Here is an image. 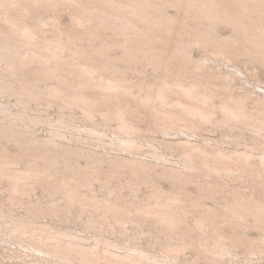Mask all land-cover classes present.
Wrapping results in <instances>:
<instances>
[{"label":"bare ground","instance_id":"1","mask_svg":"<svg viewBox=\"0 0 264 264\" xmlns=\"http://www.w3.org/2000/svg\"><path fill=\"white\" fill-rule=\"evenodd\" d=\"M167 5L177 8L176 18L167 16ZM58 6L76 13L72 37L58 31L49 39L34 16L49 7L59 12ZM2 20L0 96L15 95L18 106L0 101V229L9 230L5 242L19 245L3 246L7 259L220 264L234 262L240 250L250 263L254 256L264 258V192L258 197L239 185L250 182L264 191V95L225 94L217 107L214 98L224 93L218 89L229 88L235 72L204 76L214 58L209 47L221 58L264 68V0H0ZM219 24L232 27V34L220 38ZM112 45L123 50L124 60L107 55ZM194 46L205 53L192 65ZM144 58L154 59L143 63ZM174 61L191 72L180 69L173 77ZM149 65L151 77L145 75ZM129 69H140V79L134 81ZM32 100L57 105L59 117L31 113ZM40 122L49 126L44 137L35 132ZM207 125L221 129L237 147H226L223 138H190ZM30 128L35 130L26 136ZM145 131L186 134L159 142L179 152L182 163L166 164L154 143L150 156H137ZM8 142L17 143L16 152ZM241 143L246 147L238 148ZM160 179L171 188L164 190ZM187 184H194L196 193ZM39 186L49 196L45 202L34 199ZM4 193L12 203L26 205L30 215L4 208ZM216 195L226 203L207 209L202 199ZM44 215L75 216L100 233L81 235L53 218L40 221ZM252 227L260 232L256 238L246 234ZM107 231L119 232L118 239ZM141 238L159 248H145ZM189 249L194 258L182 260Z\"/></svg>","mask_w":264,"mask_h":264},{"label":"rangeland","instance_id":"2","mask_svg":"<svg viewBox=\"0 0 264 264\" xmlns=\"http://www.w3.org/2000/svg\"><path fill=\"white\" fill-rule=\"evenodd\" d=\"M61 7L62 6H58L59 12L56 11V13H53L55 11L49 10V8H52V7H49V8H47V10L45 8V11H41V12L39 11L38 12L39 14L36 13V16H34V20H35L34 23L37 24L40 22L39 27H42V29L44 28L43 30H45L44 31L45 33L44 32L43 33L45 34V36L48 35L49 39H51L50 37L53 38V36L55 38L56 33H58V31H63V36H64V33H66V36L69 35L70 37H72V35L69 34V32H70L69 30H71V28L74 26L73 25V17L76 16V13H75V11L73 13L71 10H68V9L64 10L63 7H62V10H60ZM164 8L166 10V14L168 17L176 18L177 14H178V10L175 6L167 5ZM43 10H44V8H43ZM49 11H51V12H49ZM75 18L76 17H74V19ZM2 21L0 23L2 25H5L6 21H3V22ZM36 24H34V25L37 26ZM54 29H56L57 31L56 30L54 31ZM58 29H60V30H58ZM232 32H233L232 27L225 25V24H219L216 27V33L218 34V36H220V38H223V39L229 37L232 34ZM44 34H42V35H44ZM66 36H64V37H66ZM69 36H68V38H69ZM207 52L214 58L207 61V64H209L210 67L208 69H206L207 73L204 76H206V77H208V76H213V77L217 76L218 77L219 76L221 78H223V77L226 78L228 76H232L233 72H235V76H232V77H234L233 80H230L231 86L229 88L221 87L220 85H218L221 87V89L219 90L218 89L219 87L216 86L219 92H221V93L224 92L222 95H220L221 98H220V96H218L216 99L214 98V104L217 107H219L223 103V100L225 98V94H227V95L239 94L242 97H245V96L253 97V96H257V95H264V68L262 66L260 67V65H258V67H257V65L254 66L253 64H250V63L237 62L235 60H228L225 58H221L222 56H219L218 54H216L215 52L212 51V47H209ZM106 53L110 58L117 60V61H119V60L122 61V60H124V57H126V54L118 46H113V45L109 46L106 50ZM204 53H205V51L203 50L202 47L194 46L193 53L190 56L191 61H192L191 64L195 65V64L201 63V61L203 60L202 57L204 56ZM149 59L144 58L143 63H145V62L147 63L148 60L153 61L154 58H149ZM168 60L169 59H167L166 62ZM139 61L137 63L138 67H141L139 65L142 64V67L140 68V69H142L143 63H141ZM179 64L177 63V61H174V64L173 63L169 64L170 65L169 67L171 68L170 69L171 74L173 72H175V73L178 72L176 74V76H178V74L180 73L179 71H181V70H184L183 72H185V73H186V71L191 72V70H187L190 68L186 69V68H184V66L182 64L181 65H179ZM35 65H37V64H35ZM181 67L184 69H182ZM152 68H153V66L151 67V65H149L148 71L147 72L145 71L146 72L145 75H147V76L150 75L149 77H151L152 73H154V71H153L154 69H152ZM124 70L127 71L128 68L127 69L124 68ZM139 70L136 71L134 69H131V70L129 69V71H128V73H132L133 76L135 75L134 81H135V79H136V81L140 79V78H137V77H140V74H141L140 73L141 71H139ZM189 72H187V74H190ZM175 73H174V75H175ZM229 73H231V75H228ZM187 74H183V75L185 76ZM174 75L172 74L173 77H176ZM232 77H230V78H232ZM208 85H211L210 86L211 88L216 89V87H215L216 84L214 85L211 83ZM234 93H236V94H234ZM222 97H223V99H222ZM0 101L9 102L11 104L12 108L18 109V106H16V96L15 95H11V96L9 95V96H5V97L0 96ZM30 106H31V110H30L31 113L41 114L43 116V118H54L55 119V118L59 117V107L57 105L49 106L46 103L39 104L37 101L32 100V102L30 103ZM36 109H37V111L40 110L41 112L38 111L39 112L38 113L36 111ZM67 111L68 110L66 109V112ZM78 115H80V114H78ZM79 119L81 120V118H79ZM79 119H78V121H79ZM34 128L36 129L35 132L39 137H44V136L48 135V133H49V131H48L49 126L45 122L38 123L36 126H34ZM113 128H114V125L112 126V129ZM213 128H215V129H213ZM35 129L30 128V130L26 133V136H31L32 133L34 132L33 130H35ZM146 132H147V134H146ZM222 132L223 131L221 129H219V128L217 129L214 125H207V126H203L202 128H200V131H198V134L195 136H192L190 138L195 139V140H204L207 137V139L210 138V140H212V141H215V140L217 141V140H220L221 138H223L224 140L227 141L224 144L226 147H228V148L237 147L236 142H234V140H232L230 138L224 137ZM144 135L145 136H143L142 141H141V139L139 140L141 145H143L142 149H145V150L141 149L140 151H142V152L139 151L141 154L140 155L138 154L137 156H140V157H142V156L146 157L147 155L150 156L149 153L147 152V150H149L151 148V146H153L154 144H155L154 146L160 147L161 145L159 144V142L162 140L163 137L166 139L167 138L171 139V140L177 139L179 137H187V135L183 134V133H179L178 135H164L160 131H156V132L145 131ZM65 141H67V139ZM5 144L7 145L8 149L11 152H13V153L16 152L17 149H15V148H17V146H16L17 143L8 142ZM245 147L246 146L243 143H241L238 146V148H241V149L245 148ZM95 148H98V147H95ZM160 148H162L164 154L167 157V160L165 161L166 164L171 165V166H177V165L182 163V156L179 154V152L172 151L168 148L166 149V147L163 148L162 146ZM0 152H1V147H0ZM123 153L125 154V152H123ZM156 160L158 162L163 161V160L161 161V159H156ZM80 161H81V166L83 167L85 165V160L82 159ZM21 165L24 167L25 163L21 162ZM21 165H20V167H22ZM160 180H161L160 181L161 187H163L164 190H168L171 188L170 187L171 185L168 182V180H165V179H160ZM231 183L233 184V182H231ZM242 183H243V185H242ZM242 183H239V185L241 184V186H242V187H240L241 189L243 188V190H245V191L247 190V192H248L252 188L250 191L254 190L255 191L254 194L256 193L255 194L256 196L259 197V196L263 195L264 191L261 188V187H263L261 184L257 185L258 187H259V185H261V187L253 189V187H251L250 182L249 183L242 182ZM234 184L236 185L237 181L236 182L234 181ZM2 186H3V184H0V188ZM186 187L189 188L188 189L189 192L191 191V193H196L197 188L195 187L194 184H189V185L187 184ZM246 187H248L249 189H247ZM37 189L38 190H36V194L34 196V199L38 198V199H41V201H43V202L47 201L49 199V196H47V194L43 191V189L40 186ZM4 197H3V201L5 202L4 208H6L8 210L11 209L12 212L18 216L24 215V214H26L24 216L30 215V212H28L29 210H27L26 205H24V204L22 205L21 203H17V204L12 203L10 201V199H8L7 193H4ZM215 197H217V198H215ZM202 200H203V203L207 209H217L220 206L224 205L227 201V200L225 201L224 198L221 197V195H218V196L216 195V196H214V198L212 196L211 197L210 196L204 197ZM26 210H27V212H26ZM53 217L50 215H44L41 217L42 219L40 218L39 220L40 221H46L47 220L48 222L49 221L53 222V219H54L56 224H58V225L60 224V226L66 228L72 232L81 234V235H94V234L100 233V229H94V228L87 229L85 227V225L82 223V221L79 219H76L77 217H75V216H73V217L71 216L72 218L70 217V219L69 218L66 219V217L64 218V215H61L60 219L58 217H55V218H53ZM225 227L228 228L229 226L226 225ZM8 232H9V230L7 228L0 229V249H1L0 250V252H1L0 264H2V263L3 264H12L14 261H15L14 263H16V264L24 263L20 259H15V260L14 259H12V260L7 259L4 251H2L5 249L4 247H6V246H10L12 248H14L15 246H19L16 242H15V244H10L9 242H5L3 240V238L7 237V235L9 234ZM105 234L108 235L112 239H118V237H119V232L112 233L110 231H107V232H105ZM246 234L249 235L250 238L251 237L256 238L259 236L260 232L258 229H255L252 227V228L246 229ZM120 238L123 240V237H120ZM139 242L142 243V245L145 248H149V249L159 248L157 245H150L145 238H141V240ZM3 253H4V255L1 256ZM4 256H5V258H4ZM254 257H255L254 260L256 259L255 262L253 261L250 263L249 261H247L248 259H246L245 254L242 253L240 250V253L237 254L236 258H234V262L233 261L232 262L231 261H222L220 264H253V263L254 264H264V258L259 259L256 256H254ZM193 258H194V253H193L192 249H189V251H186L185 254H182V257H181L182 260L193 259ZM201 262H205V260H203Z\"/></svg>","mask_w":264,"mask_h":264}]
</instances>
